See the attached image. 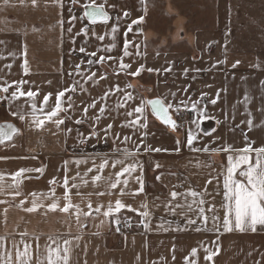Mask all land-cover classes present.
<instances>
[{
	"label": "crops",
	"instance_id": "crops-1",
	"mask_svg": "<svg viewBox=\"0 0 264 264\" xmlns=\"http://www.w3.org/2000/svg\"><path fill=\"white\" fill-rule=\"evenodd\" d=\"M193 1L201 3V0ZM89 2L80 0L73 4L72 0H61L57 4L54 0H37L36 5H32L31 0H24L23 4L19 0H9L5 6L0 0V41L6 42L0 44V85H11V91L16 88L13 81L27 80L25 90L39 89L38 105L44 94L53 93L49 100L51 105L56 92L76 85L75 91L65 93L66 111L58 117L64 123L59 127L53 121H46L43 128H36L28 112H25L23 121L12 115L13 111L29 108L27 97L18 101L2 100L5 109L0 115V123L15 125L20 139L0 145V174L4 175V180L0 181V237H4V248L0 251L10 249L15 261L13 244L22 249L21 241L24 240L32 245V264H35L37 243L41 245L39 254L43 257V245L51 236L60 238L61 242L63 239L72 241L70 264H189L192 260L197 264H264V229L258 228L255 233L235 230L225 233L222 229L215 233L211 230L212 217L223 216V179L229 155L213 149L227 145L243 147L244 135L255 142L254 146L264 144V127L259 126L264 120V63L258 60L252 49L235 47L226 40L228 0H207L214 8L206 17L198 14L194 5L185 10L174 5L172 0H164L171 9L167 12L171 23L164 28L152 23L145 11V0H96L109 12L111 19L107 23L98 21L93 25L86 19L73 20V16L83 15V7L79 6ZM124 12L129 15L124 16ZM140 16L144 17L143 21L132 25L133 30L128 32L127 26ZM85 27L89 29L87 33L82 31ZM111 27L117 28L115 41ZM100 36L104 39H99ZM125 39L130 41L128 51L132 55L128 57L123 56ZM111 43L116 47L107 51ZM25 45L27 75L22 67ZM80 47L86 51L80 53ZM91 52L97 55L90 56ZM109 55L113 59L91 65L87 63L89 59L95 61L99 56ZM121 57L124 63L131 65V71L141 65L145 70L135 76L121 71ZM237 60L241 63L233 68L232 64ZM76 65H80L79 71ZM148 68L159 71L148 72ZM185 69L189 71L185 73ZM149 87L153 95H149ZM218 92L220 98L213 105L210 100L215 99ZM128 93L132 99H127ZM203 93L207 96H202ZM8 95L10 93L0 92V96ZM245 95L249 98L247 102ZM69 96L73 105L70 108ZM156 98L173 105L169 109L172 118L179 112L185 114L187 125L184 129L177 126L174 130L152 113L146 102ZM94 101L95 107H88ZM181 101H188V108ZM195 102H199L198 107H206L208 114L215 117V120L202 121L201 128L209 132L215 128L216 131L211 136L200 133V139L190 148L186 139L188 130H195V125L190 123L197 118L191 111V103ZM142 103L143 114L135 113L134 109ZM101 107L105 108V113L97 122L95 117L100 116ZM85 108H88L87 113ZM129 112L133 114L129 116ZM137 116L141 123L129 126ZM248 118H252L257 127L249 129L242 123ZM78 120L83 122L77 123ZM143 123L147 127H142ZM108 124L113 127L105 136ZM94 131L100 137L99 141L91 135ZM15 136L17 134L13 139ZM126 136L130 137L127 142L124 141ZM177 139L181 142L180 152L174 151ZM147 146L167 148L168 151H145ZM205 146L209 148L208 152L202 150ZM125 147L135 154L125 163L138 161L143 165V172L138 168L127 177L129 184L125 192L129 194L124 195L123 200L139 211L122 210L118 214L122 227L117 232L118 226L102 213L110 201L114 203L119 192L109 189L104 181L93 183L91 177L97 174L96 169L93 168L92 173H87V169L93 166V162L99 164L105 156L110 162L125 159L122 155ZM76 160L87 163L77 164ZM120 167H108L100 174L113 176ZM20 168H43L44 171L42 174L25 173V177L30 178L23 179L18 188H13L12 174ZM77 172L80 176L74 183L78 188H72L73 181H69L72 202L79 204L83 212H91L86 217L82 215L79 223L74 209L65 214L47 208L56 198H60L63 206L66 191L63 178L65 175L76 176ZM139 175L144 179V192L131 195L139 188L134 179ZM54 177L56 183L50 184ZM84 180L88 183H83ZM51 189H55V195L41 198L42 206L37 211H24L31 206L32 192L50 193ZM188 189L204 193L205 203L199 207H203L209 217L208 229H204L197 219L198 205L192 204L191 197L187 200L179 197L169 205L171 191L184 193ZM16 191L20 192L19 196L14 195ZM22 200L25 202L23 206L20 204ZM89 202L92 209L87 207ZM142 203L148 204L151 213L147 218L148 229L140 224L139 213L145 210L140 207ZM99 205L104 207L97 213L94 209ZM213 205L214 210L209 211ZM170 208H176L175 214ZM186 217L196 219L197 223L188 225ZM197 228L201 230L197 231ZM24 232L28 235L22 237ZM217 244L219 253L212 261L204 259L207 255L205 249L215 251ZM192 248L197 249L195 257L190 255Z\"/></svg>",
	"mask_w": 264,
	"mask_h": 264
},
{
	"label": "snow or ice",
	"instance_id": "snow-or-ice-1",
	"mask_svg": "<svg viewBox=\"0 0 264 264\" xmlns=\"http://www.w3.org/2000/svg\"><path fill=\"white\" fill-rule=\"evenodd\" d=\"M4 5L7 6L9 3V0H3ZM21 4L24 3V0H19ZM55 3L60 4L61 0H54ZM80 0H72L73 4H78ZM32 5H36L37 0H31ZM146 11V9H145ZM128 12H124V16H128ZM73 20L76 19H86L91 24L95 25L98 21L107 23L111 19L109 12L106 11L104 4H98L96 0H90L89 3H85L83 5V15L81 17H72ZM144 19L143 16L138 17L136 20H132L131 24L127 26L128 32H131L132 25H136L140 22H142ZM69 32H71V28L68 29ZM85 33L89 31L87 27L82 29ZM117 32L116 27H111V33L113 36V41H115L116 36L115 33ZM127 35V33H125ZM99 39H104L103 36H100ZM6 43L5 41H0V44ZM130 41L125 39L123 41V56L128 57L131 56L132 53L128 51ZM116 47L115 43H111L107 49V51H111L112 48ZM86 49L84 47L79 48L80 53H84ZM25 56L24 62H23V70L24 73L27 75L29 72L28 68V60L26 58L27 56V46L25 45L24 51L22 53ZM90 56L95 57L97 55L96 52L89 53ZM105 59L111 60L113 59L112 56H99V58L95 61L93 60H87L88 64L93 63H101ZM219 63V61H218ZM241 61L237 60L235 63L232 64L233 68H236ZM258 67L259 65H254ZM10 67V65H8ZM76 70L79 71L80 65H76ZM120 69L121 71H128L129 74L135 76L139 75L142 71H144L143 65L136 68L135 71H131V65L124 63L123 58H120ZM148 72L152 71H159V69H152L148 68ZM165 71H170V69H165ZM185 73H187L189 70L185 69ZM193 71H199L198 69H194ZM95 74H93L94 76ZM90 79L92 77H89ZM12 83L16 84V88L14 90H11V85H0V92L2 93H10L8 96H0V100H6V101H18L22 97H27L28 101L30 102L29 108H21L19 111H13L12 115L18 116L20 120H25V112H28V114L31 116V122L36 128H43L46 121H53L57 127H59L61 124L64 123L63 119H58L59 115L62 112H65L66 109L64 108V97L65 93L68 91H75L76 85L73 84L71 89L65 88L63 90H60L55 93L54 95V101L53 104L49 105L50 97H53V93L49 92L47 94L43 95V101L38 105V93L39 89L36 91H33L31 89L25 90L24 86L27 85L29 82L24 79H20L18 81H13ZM264 83V82H262ZM127 99H132V96L130 93L126 94ZM174 95V94H173ZM105 96H107V93H105ZM202 96H207V93H203ZM220 98L219 92L216 94L215 99H211V104H216L217 100ZM68 107H72L71 103V96L68 98ZM103 99V97H102ZM247 95H245V102L248 101ZM147 104L151 105L152 112L166 125L171 126L174 130L177 127L176 120L172 118V116L169 113V109L173 108V105L171 103L165 104L164 100L160 98L152 99L146 102ZM181 104L185 108H188L189 102L188 101H181ZM199 102L191 103V111L196 113L197 118L190 121L192 125H195V130L189 129L187 132V139H186V145L190 148L193 147L194 141L200 139V133L203 134V136H211L213 132L216 131L215 128H213L210 132L205 131L201 128V122L207 121V120H215V117L210 116L206 110V107H198ZM121 107L123 105H120ZM88 107H95V101L89 105ZM47 109V110H46ZM144 110V104L142 103L139 107H136L134 109L135 113L143 114ZM176 110L179 111V106L176 107ZM85 113H87L88 108L84 109ZM100 116H96L95 120L98 122L100 120V117L103 116L105 113V108L101 107L99 109ZM133 113L129 112L128 115L131 116ZM262 115H264V110H262ZM249 117H251V113L249 112ZM82 120H78L77 123H82ZM217 124H219V121H216ZM141 120L140 117L137 116L135 120L129 122V126H134L135 124H140ZM242 123H245L246 126L249 129H252L254 127H257V125L254 123V120L252 118H248L246 121H242ZM142 127H147L146 123H143L141 125ZM260 127H264V120H261ZM113 125L108 124L107 130L105 131V136L108 135V131L112 129ZM68 131H71V129H68ZM19 129L15 127V125L11 123H0V145L5 144L6 141H12L15 134H18ZM92 136H95L97 140L99 141L100 137L97 135V133L94 131L91 133ZM130 139V137H124V141L127 142ZM244 146L240 148H236L233 145H227L220 149H213V151H223L226 153H229L227 157V167H226V173L224 175L223 179V203L221 204V208L223 210V216L214 215L212 217L211 222V230L215 233H219L221 229L225 233H230L232 231H239V232H247L251 231L255 233L258 228L264 229V144H261L259 146H254L255 142L251 141L247 135H244ZM83 138L81 139V143H83ZM199 151L200 149H194ZM205 152L209 151V148L207 146L203 147L202 149ZM119 152L120 149H117ZM145 151H153V152H167V148H152L150 146H147L145 148ZM175 152L181 151V142L179 139L176 140V147L174 148ZM122 155L125 157V159H115L110 162V159L108 156H105L101 158V162L99 164H96L93 162V166L89 167L87 169V173H92L93 168L96 169L97 174L93 175L91 177V180L93 183H99L101 181H104L107 183L108 188L112 190H118L119 196L115 199L114 203L109 202L107 205L106 210L103 211V216L107 218H111L112 221L119 226L121 221L119 219V213H121L122 210L128 209L130 211H139L137 208H133L131 204L125 203L123 200V196L127 195L129 193L125 192V188L129 184V180L127 177L132 176L133 173L137 171L139 168L141 173L143 172V165L139 163L138 161L135 163H125V160L127 158L132 157L135 155L133 152H131L127 147L123 149ZM87 163V161H81L76 160L75 163ZM67 161H65V165H67ZM121 166L119 171H116L113 176H103L100 173L103 172L108 167L116 168L117 166ZM156 167L159 168L160 165L157 163ZM43 168H20L18 169L14 174H12V184L11 187L18 188L20 184L22 183L23 179H29L30 177H25V173L30 172H37V173H43ZM80 176V173L77 172L76 176L69 177L67 175L63 178V186L66 189L63 200L65 203L61 207L60 205V198H56L53 200L51 204L47 205V208L51 211H56L57 209L62 213H69L70 210H75V215L77 222L79 223L80 217L91 215V212H83L80 208L79 204H73L71 199V191L69 189V181H73L71 184L72 188H78V185L74 183V181ZM239 177V178H238ZM242 178V179H241ZM134 179L139 184V188L136 189L135 192L131 193V195H138L139 193L144 192V179L142 175L135 176ZM157 179H160V177H157ZM4 180V175L0 174V181ZM83 183L87 184L88 181L84 180ZM50 184L56 183V178L54 177L52 180L49 181ZM208 183H211V180L208 181ZM120 185H123L124 187H119ZM0 188H2V185H0ZM206 191V190H205ZM49 194L52 196L55 195V189H51L50 193H37L32 192V201L31 206L24 208L25 212L32 213L37 211L42 205L39 202L41 198H46ZM105 193H97V195H104ZM14 195L19 196L20 192L16 191L14 192ZM77 195H80L79 192H77ZM204 193L197 192L193 189H188L184 193H180L178 191H171L170 197L171 200H169V205L172 203V201L177 200L179 197H183L185 200H187L189 197L192 198V204L198 205V217L197 219L200 220V223L203 224L204 229L209 228V217L205 215V209L203 207H199V205H203L205 203V200L203 198ZM25 202L22 200L20 202L21 206H23ZM87 207L89 209H92L91 202L88 203ZM104 207V205L97 206L94 211L99 213L101 212V209ZM141 208L145 209L144 211H140V224L143 225L145 229H148L150 227L149 222L147 221V218L151 215L150 211L148 210V204L142 203ZM176 207H183L182 205H177ZM189 210L192 209V205H188ZM215 205H213V209H209V211L214 210ZM174 214L176 212V208H170ZM181 215H184L183 212L180 213ZM186 223L188 225H195L197 223L196 219H192L190 217H186ZM130 226V225H129ZM163 227V225H161ZM117 232L120 231V228L117 227ZM197 231H200L201 229L197 228ZM167 231V229H165ZM27 232L21 233L22 237L27 236ZM75 239L79 240L80 237H76ZM219 239V236H217V240ZM4 237H0V248H4ZM37 241H39V237H37ZM48 241L43 245L44 248V255L43 257L40 256V247L41 245L37 243L36 245V252L37 256L35 259V264H70V256L72 251V241L69 239H63L62 242L60 238L53 239L51 236L48 237ZM213 243H216L213 241ZM21 244L23 245L22 249L20 245L13 244V247L15 248V261H13V254L10 249H5L4 251H0V264H32L33 262V253H32V245L24 240L21 241ZM219 245L217 244L216 250L212 251L211 249H205V252L207 255L204 257V259L208 261H212L213 257L219 253ZM191 256L195 257L197 255V249L192 248ZM185 260H188L187 257H185ZM189 264H197L195 260H192L189 262ZM257 264H260V262H257Z\"/></svg>",
	"mask_w": 264,
	"mask_h": 264
},
{
	"label": "rangeland",
	"instance_id": "rangeland-1",
	"mask_svg": "<svg viewBox=\"0 0 264 264\" xmlns=\"http://www.w3.org/2000/svg\"><path fill=\"white\" fill-rule=\"evenodd\" d=\"M172 1L174 5H178L185 10H188L194 5L193 7L197 10L198 14L205 15L204 17L207 16V13L211 14L214 8L212 3H207V0H201L200 4L194 3L193 0ZM145 2L146 11L149 18L151 17L152 23L161 26V28L170 25L171 21L168 18L167 12H170L171 9L164 0H145ZM226 40L235 47L252 49L256 52L258 60L264 63V0H228ZM144 91H147V88H145ZM148 93L149 95H153L150 87ZM4 109L3 102L0 100V115L4 114ZM179 113H177V115ZM176 117L174 116L173 119L176 120ZM11 121L14 122L13 119ZM186 125L180 127L177 123V126L182 129H184ZM19 139L20 136L17 134L13 140L17 142ZM13 147H16V145L14 144Z\"/></svg>",
	"mask_w": 264,
	"mask_h": 264
},
{
	"label": "built area",
	"instance_id": "built-area-1",
	"mask_svg": "<svg viewBox=\"0 0 264 264\" xmlns=\"http://www.w3.org/2000/svg\"><path fill=\"white\" fill-rule=\"evenodd\" d=\"M176 118H177V119H176V122L178 123V125H179L180 127H184V126L186 125V118H185V115H184L182 112H180V113L177 115ZM124 224L127 225L128 222H127V223H124ZM118 227L120 228V227H122V225H119Z\"/></svg>",
	"mask_w": 264,
	"mask_h": 264
},
{
	"label": "water",
	"instance_id": "water-1",
	"mask_svg": "<svg viewBox=\"0 0 264 264\" xmlns=\"http://www.w3.org/2000/svg\"><path fill=\"white\" fill-rule=\"evenodd\" d=\"M150 106V109H151V105H149ZM151 111H152V109H151ZM153 113V112H152ZM154 114V113H153ZM155 115V114H154ZM157 117V116H156Z\"/></svg>",
	"mask_w": 264,
	"mask_h": 264
}]
</instances>
